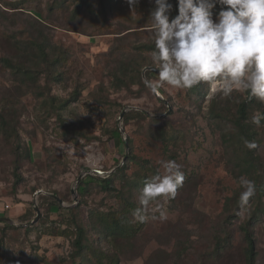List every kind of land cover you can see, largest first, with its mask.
<instances>
[{
  "label": "rangeland",
  "instance_id": "rangeland-1",
  "mask_svg": "<svg viewBox=\"0 0 264 264\" xmlns=\"http://www.w3.org/2000/svg\"><path fill=\"white\" fill-rule=\"evenodd\" d=\"M77 1L0 0V56L35 54L37 51L30 48L33 38L46 39L60 51L61 64L55 65V69L62 75V80H50V92L44 98L36 96L32 88L25 92L17 89L12 75L0 62V113L6 124H14L13 131L6 133L0 121V217H9L10 224L16 227L6 232L9 252L6 264H79L80 258L75 263L71 257L73 228L67 220L71 215L63 209L47 210L53 205L52 190L64 208L80 203L88 214L90 209L104 213L123 210L117 218L120 224L134 230V235L104 237L101 234L99 239L92 232L93 238L99 239L94 242L95 256L117 255L118 264H247L236 226L240 220H231L232 236L228 241L223 240L220 248L214 247L219 240L215 221L224 217L226 197L241 189L239 177L244 170L234 160L245 147L240 146L235 136L232 105L218 104L212 108L213 101L219 103L223 99L220 96L210 104L205 103L204 84H201L204 91L201 96L194 89H177L166 84L152 89L147 85L148 91L140 96L135 93L137 84H132L130 90L122 85L118 87L109 76L118 51L150 60L152 50L118 44L117 53L110 56L111 49L119 43L115 37L126 36L121 43L148 44L152 39L150 13L155 8L154 2L138 0L130 5L128 0H112L105 4L104 11H99L95 0H87L94 12L83 5L81 12L73 15ZM40 27L42 34L36 32ZM40 67H46L45 63ZM143 68L144 82L157 78L155 73L147 79ZM42 76L41 86L45 79ZM41 89L45 90V86ZM72 92L77 94L72 97ZM60 99L71 101L63 111L52 109ZM258 106L256 102L248 107L246 119L258 129V150L264 164V120L260 126L251 122L253 115L261 114ZM133 109L145 110L154 118H166L167 123L177 126L181 133H177L173 149L164 151V143L148 138L140 129L143 124L137 120L126 121L124 115ZM123 110L126 112L120 117ZM150 126L154 129L159 125L151 122ZM115 128L120 129L125 145L111 134ZM28 146L31 157L26 155ZM17 148L19 158L15 156ZM129 155L134 158L121 178L115 175L114 189H102L97 181H92L87 192L82 197L78 195L80 174L114 173ZM16 159L21 165L13 172ZM162 159L175 160L181 165L183 185L172 201L160 202L165 218H159L157 213L156 219H148V225L137 222L126 203L139 198L143 185L136 189L139 183H129L127 179L141 182L150 177ZM263 164L259 171H264ZM17 174L21 179L16 180ZM244 176L258 186L253 174ZM42 195L51 200L42 199ZM6 205L8 208L3 209ZM255 206L248 204L241 217ZM35 207L40 212L38 217ZM27 225L32 229L27 231ZM255 236V264H264V215L257 223Z\"/></svg>",
  "mask_w": 264,
  "mask_h": 264
},
{
  "label": "trees",
  "instance_id": "trees-1",
  "mask_svg": "<svg viewBox=\"0 0 264 264\" xmlns=\"http://www.w3.org/2000/svg\"><path fill=\"white\" fill-rule=\"evenodd\" d=\"M97 2L99 11H104L105 4L107 2H110L112 0H95ZM151 3L154 2V0H150ZM170 2L173 4V10L170 14V19L173 18L177 14L176 10V3L175 0H170ZM87 0H78L76 2V5L74 6V9L72 11L73 15H77L81 12L83 5L86 6L89 10L94 12V8L91 7ZM154 4V3H152ZM155 5V4H154ZM220 10V6L218 5L216 8L213 9L214 14L217 13ZM72 14L69 15V17ZM47 23H49L48 19L43 20ZM43 24V23H38ZM41 26V25H40ZM37 33L42 34L43 30L42 28H38L36 30ZM131 32V31H130ZM120 33V32H118ZM43 37V36H42ZM119 43L114 45V47L111 49L109 55L113 56L117 53V45L123 44L124 47H134L136 49H148L153 50L154 44L152 42V39L149 40V43L147 42H132L128 41L125 43H121V39L123 42L126 40V36L124 35L115 37ZM29 39V38H27ZM41 39V38H39ZM37 38H33L32 45H30V48L33 50H36L37 52L35 54H27V55H19L10 57L8 55H2L0 56V62L1 65H3L6 69H8V73L12 75V78L16 84V88L21 90L24 89V92L30 88H32L33 92H35L36 96H42L46 98V94L50 92V80L51 79H61L62 75L60 71H57L55 69V65L61 64L60 60V51H58V48L56 45H54L52 42L48 40H39ZM21 40V39H20ZM26 40V39H25ZM24 42V40H21ZM17 43H20L17 41ZM21 45H19L20 48ZM23 47L26 48L24 45ZM24 49V48H23ZM116 54L117 58L112 60L113 65L109 68V76L112 77V79L115 81V84L120 87V85L126 87L130 90V86L132 84H137L138 88L136 90V95L140 96L143 92L148 91L147 84L143 81L142 78V68L146 65H149L151 63L150 60L140 57L137 54H129L126 52H120ZM44 62L46 67H40V64ZM59 63V64H58ZM60 66V65H59ZM58 67V66H57ZM157 73L154 70L145 71L144 75L147 77V79H150L153 74ZM44 74V84L41 86L39 84V81L42 75ZM45 86V90L42 91L41 88ZM41 87V88H40ZM201 84L193 87L192 89L196 90L198 96H201L204 91L201 89ZM77 94V92H72V97H74ZM218 97V96H217ZM221 98V96H220ZM52 99V98H51ZM96 99V98H95ZM162 104L161 99H158ZM59 102L56 103V106L52 107L54 110H64L66 108L67 103L71 101L70 99H60ZM256 98H249L247 94H232L229 97H223L222 100H220L219 103H216V101H213L212 108L220 105L228 106L232 105V109L234 111V119H233V128L236 129L235 136L238 139V142L241 147H245L244 140L247 139L248 141H255L256 144L259 146L258 140H257V132L258 129L251 125L247 119V109H249L251 104H255L256 102L259 104L258 108L261 110V114H264V107L262 102H258ZM249 107V108H248ZM231 109V108H230ZM1 110V109H0ZM212 113V110H211ZM170 114V113H169ZM168 114V116H169ZM124 115V114H123ZM125 120L128 119H135L139 122L141 125L142 132L146 133L148 138H155L156 141H161L164 143V151L169 152L173 145H175V137L179 136L177 133H181L180 129L177 128V126H173L170 123H167L168 119L166 118H154L151 117L145 110L140 109H133L128 110L126 112ZM0 121L2 123V127L4 129V132L11 133L13 131L14 124H6V121L4 119V116L0 113ZM152 123H156L159 126L156 128H152L150 125ZM150 124L147 126L146 124ZM5 124L7 125L5 128ZM146 127V128H144ZM10 131V132H9ZM111 134L113 137L117 138L120 143L125 145V141L121 137V132L119 128H115L111 131ZM8 139V137H7ZM173 149V148H172ZM19 148L15 150V156L19 158ZM26 155L28 157L32 156L31 149L28 146ZM239 157L234 158L236 161V164L242 165L244 170L242 171V175H254V179L258 180V186L256 187V193L253 197L250 198L248 204L249 205H256L254 209L247 210V215L245 217H241V211L243 209L248 208V204L244 207H241L239 204V194L242 191V189L236 190L233 192L231 196H227L223 205V216L222 219L219 218V221L216 222V226H218L216 232H217V243L214 247L220 248V243L224 241H228V239L233 234V228L231 225L232 219L234 220H240L238 222L237 229L242 237L243 240V257L244 260H246L247 264H255L256 259V236H255V230L257 223L260 221L261 217L264 215V171H259L262 168L263 160L261 159L260 151L258 150V147L252 150H249L248 148H241V154L238 155ZM127 160L124 162L118 169L115 170L114 173L111 174H105L104 176H98L94 174H85L81 179L79 180L77 184V193L80 197H82L83 194L87 192L88 185L92 181H97L102 189L111 190L114 189V178L115 175L119 178H121L124 175V172L126 168L129 166L130 161L134 158V156H127ZM16 164H14L13 172L15 170L19 169V166L21 163L18 161V159L15 160ZM118 164V161H116ZM264 165V164H263ZM258 168V170L256 169ZM147 169H144L145 173L148 171ZM258 172V176L256 178V174ZM145 177V175H144ZM21 179V176L19 174L16 175V180ZM129 183H139V185H135L136 189L139 188V186L143 185V182L145 179H143L141 182L140 179H131L129 177L128 179ZM181 188V187H180ZM53 195L52 197L56 196V191L51 192ZM257 195V196H256ZM256 199L254 200V198ZM42 199H49L51 200V197L42 195ZM53 205L50 204L47 208L48 211H53L56 209H63L71 216L67 219L68 224L72 226V234H73V240L71 241L72 246V253L71 257L73 259V262L76 263L78 258H80L79 264H118L119 259L117 255H99L96 254L95 256V250L97 248L96 245H94L95 241L100 239V235H104V237L109 236H121V237H129L133 236L135 231L132 229H128L126 225L120 224L119 218H117L118 214H121V211L115 212V213H104V212H98V210L90 209L89 214L86 212L82 206H80V203L72 206L64 208L61 206V204L58 202V200L54 197L53 199ZM172 201V199H171ZM255 201V202H254ZM127 206L129 207L128 210L132 212V210L140 207V201L139 198L133 201H128ZM116 214V215H115ZM95 216V217H94ZM125 216V215H123ZM65 217V216H64ZM25 220H29L26 218ZM146 224L148 223L145 222ZM148 225V224H147ZM212 225H214L212 223ZM215 226V227H216ZM16 227L8 222L0 221V249H4V252H0V264H6L9 262V252L6 249V232L9 229H15ZM141 227L138 228L140 230ZM25 229L29 231L32 229V226H26ZM128 229V230H127ZM227 231V234H226ZM92 232H96L98 234V238H93ZM222 235V237H221ZM225 235V236H223ZM221 237V238H220ZM218 249H213V251H217ZM85 251H91L87 254H84ZM179 253H174V255H178Z\"/></svg>",
  "mask_w": 264,
  "mask_h": 264
},
{
  "label": "clouds",
  "instance_id": "clouds-1",
  "mask_svg": "<svg viewBox=\"0 0 264 264\" xmlns=\"http://www.w3.org/2000/svg\"><path fill=\"white\" fill-rule=\"evenodd\" d=\"M135 5L138 0H128ZM177 14L170 19V0H154L150 13L154 49L143 71L157 72L145 80L152 88L168 85L192 89L204 84L205 103L234 92L247 94L264 103V0H175ZM220 6L214 14L213 9ZM264 114L253 115L260 126ZM249 150L255 141L244 140ZM157 171L147 177L139 190L140 207L132 212L135 221L165 218L160 202L172 199L185 179L175 160H159ZM239 204L244 207L256 193V184L239 177ZM156 207H152L153 204Z\"/></svg>",
  "mask_w": 264,
  "mask_h": 264
},
{
  "label": "water",
  "instance_id": "water-1",
  "mask_svg": "<svg viewBox=\"0 0 264 264\" xmlns=\"http://www.w3.org/2000/svg\"><path fill=\"white\" fill-rule=\"evenodd\" d=\"M148 87L152 89V87H150V86H148ZM161 100H162L163 103H166V101H165L164 99H161ZM169 109H170V108H169ZM169 109H168V110H169ZM125 112H126V110H123V111L121 112L120 117H122L123 114H124ZM82 176H83V174H80V175L77 177V182H79V180L81 179ZM71 192L74 193V189H73ZM36 193H39V192H36ZM55 198L58 200L59 203H62V200H61L60 198H58V197H56V196H55ZM35 210H36V217H38L39 214H40V212H39V210H38L37 207H35ZM35 220H36V218H34V221H35ZM0 221H4V222H8V223H11V222H12V220H11L9 217H5V216L0 217Z\"/></svg>",
  "mask_w": 264,
  "mask_h": 264
},
{
  "label": "built area",
  "instance_id": "built-area-1",
  "mask_svg": "<svg viewBox=\"0 0 264 264\" xmlns=\"http://www.w3.org/2000/svg\"><path fill=\"white\" fill-rule=\"evenodd\" d=\"M7 208H8V205L4 206V208H3V209H7Z\"/></svg>",
  "mask_w": 264,
  "mask_h": 264
}]
</instances>
